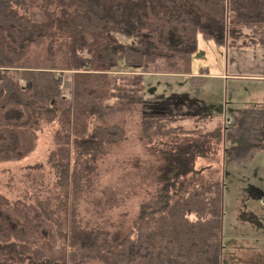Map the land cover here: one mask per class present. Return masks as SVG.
Segmentation results:
<instances>
[{"label":"trees","instance_id":"1","mask_svg":"<svg viewBox=\"0 0 264 264\" xmlns=\"http://www.w3.org/2000/svg\"><path fill=\"white\" fill-rule=\"evenodd\" d=\"M263 4L0 0V165L30 158L42 127L56 125L48 164L62 186L70 184L125 138L119 125L92 129V123L117 103L144 102V77L109 74L114 67L148 69L164 61L167 74L188 75L199 35L227 48L264 46ZM254 26L253 35L243 32ZM69 72L74 73L66 97L62 86ZM230 111L229 123L219 120L213 130H187L181 122L199 119L180 113L143 124L149 141L171 150L163 151L156 197L142 205L118 248L105 237L59 247L54 224L38 209L0 193V258L9 249L26 264H222L225 170L216 166L220 154L235 167L264 151V103ZM17 212L25 214L24 222ZM6 257L0 264H15L12 255Z\"/></svg>","mask_w":264,"mask_h":264},{"label":"rangeland","instance_id":"2","mask_svg":"<svg viewBox=\"0 0 264 264\" xmlns=\"http://www.w3.org/2000/svg\"><path fill=\"white\" fill-rule=\"evenodd\" d=\"M255 31L257 26L243 30L249 35ZM128 41L121 38L122 43ZM199 44L193 71L188 75L167 74L164 61L148 69L114 67L109 72L117 77H144V102L117 103L108 115L92 123V129L119 125L125 138L119 145L108 147L89 170L62 186L48 164L58 127L44 125L34 155L20 163L0 165V193L11 201L22 200L38 209V215L54 224L59 247L81 246L91 238L105 237L114 249L118 248L131 231L142 205L156 197L161 186L160 169L165 163L163 151L171 150L166 145L157 148L155 141H149L144 123L165 114L180 113L199 119L181 122L187 130H213L220 119L230 117L231 111L226 107L264 103V80L243 75V65L230 69L233 48L203 35H199ZM262 50L263 45L242 50L241 59L255 65L263 59ZM246 56L251 60H245ZM73 73L67 74L62 86L66 97L71 95ZM196 77L205 81L196 84L202 79ZM216 166L225 170L222 264H264V152L252 163L235 167H228L220 154ZM17 217L20 222L26 220L24 213L17 212ZM12 251L2 252L0 260L12 255L15 264H26Z\"/></svg>","mask_w":264,"mask_h":264},{"label":"crops","instance_id":"3","mask_svg":"<svg viewBox=\"0 0 264 264\" xmlns=\"http://www.w3.org/2000/svg\"><path fill=\"white\" fill-rule=\"evenodd\" d=\"M199 46H200V44L198 45V48H199ZM231 51H232L231 54H233L234 57L232 59V62L230 63V69L236 68L238 66L243 65L244 68L241 69L243 71V73H242L243 75H251L250 76L251 78H257V79L260 78V79H263L264 80V56H263L264 55V50H262V52H263V54H262V56H263L262 61L257 62L255 65H252L250 61H247V62L246 61H242L243 59H241L242 58L241 56H242V54H244V53H242L243 52L242 50L232 49ZM257 51H259V50H257ZM250 52H255V51H250ZM192 58H193L192 59V71H193L194 60H195L194 59L195 58L194 55H193ZM247 58L248 57L246 56L245 60H251V59H247ZM242 74H235V75H242ZM221 77L222 78H226L228 76H221ZM232 77H235V76H232ZM236 77H242V76H236ZM243 77H245V76H243ZM190 78H195V77L192 76ZM196 78H202V79H204L203 77H196ZM226 108L227 109H231V108H228V107H226ZM190 117H194V116H190ZM225 119H226V116H225ZM220 120H222V119H220ZM227 122L229 123V119H227ZM263 152L264 151L259 152L256 155L255 159L258 158L259 156H261V154H263Z\"/></svg>","mask_w":264,"mask_h":264}]
</instances>
